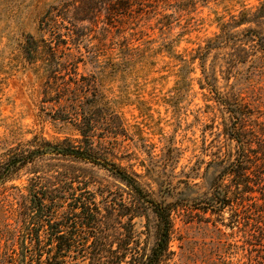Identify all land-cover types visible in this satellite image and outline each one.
Instances as JSON below:
<instances>
[{"label":"rangeland","instance_id":"1","mask_svg":"<svg viewBox=\"0 0 264 264\" xmlns=\"http://www.w3.org/2000/svg\"><path fill=\"white\" fill-rule=\"evenodd\" d=\"M263 7L264 0H0L1 149L43 138L78 140L65 119L76 93L63 89L78 82L85 92L97 91L125 127L106 141L107 131H98L106 157L137 173L156 199L180 206L162 264H243L248 244L229 227L233 210L213 214L205 204L219 159L236 149L226 131L229 115L207 83L215 78L222 96L245 107L250 127L264 124V50L246 31L264 32V19L245 21ZM29 36L41 47L66 49L59 52L60 69L51 71L43 52L27 57ZM72 164L104 190L125 188L100 166ZM31 169L0 188V264H10L6 237L26 208ZM135 223L141 247L150 251L154 214Z\"/></svg>","mask_w":264,"mask_h":264},{"label":"trees","instance_id":"2","mask_svg":"<svg viewBox=\"0 0 264 264\" xmlns=\"http://www.w3.org/2000/svg\"><path fill=\"white\" fill-rule=\"evenodd\" d=\"M262 10L245 21L259 25L264 19ZM246 31L264 50V32L252 26ZM59 47L47 43L41 47L29 36L24 50L30 60L43 52L52 71L53 65L60 69L59 52L66 50ZM215 81L207 84L229 115L226 131L236 149L219 159L220 171L206 198V208L213 214L231 208L229 227L234 234L242 233L248 244L243 264H264V124L255 120L250 127L245 107L222 96ZM76 85V89L67 85L63 92L76 93L65 119L74 123L78 140L52 143L43 138L31 141L26 148L4 149L0 142V188L19 179L29 166L33 175L25 186L27 204L20 211L18 228L6 237V260L10 264H162L171 254L172 214L180 206L156 199L137 173L106 157L100 146L104 140L98 141L97 133L107 131L109 136L101 138L105 141L107 137L119 138L125 133L123 122L102 105L97 91L91 94L78 82ZM116 118L120 122L113 126ZM44 158L52 160L42 165ZM77 162L109 172L125 185L122 193L95 185L85 168L72 164ZM149 212L156 218V231L155 243L147 251L140 245L135 220L147 218Z\"/></svg>","mask_w":264,"mask_h":264}]
</instances>
